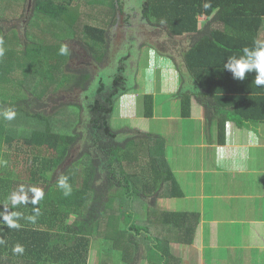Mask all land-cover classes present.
<instances>
[{
	"label": "trees",
	"instance_id": "obj_1",
	"mask_svg": "<svg viewBox=\"0 0 264 264\" xmlns=\"http://www.w3.org/2000/svg\"><path fill=\"white\" fill-rule=\"evenodd\" d=\"M27 1L0 0L1 10L6 14ZM88 1L109 6L116 14L124 12L120 0ZM76 2L30 0L28 21L40 30L49 29L45 23L63 21ZM204 15L207 19L201 23ZM142 19L172 38L194 36L184 52V62L200 91L179 93L183 117H190L193 97L197 98L205 108L208 125L216 126L220 142L225 141L229 122L238 126L264 122V86L255 84L256 74L249 73L241 81L223 69L230 56L241 55L256 40L264 41V0H145ZM1 30L0 111L12 108L16 117L9 121L0 116V211L7 205L9 211L23 216L19 229H10L0 221V239L4 240L0 264H90L93 239L98 234L104 240L101 251L113 249L111 255L106 251L99 254V264H112L119 258L114 254L121 252L119 247L123 249L121 260L126 255L138 262L140 254L134 253L131 245L139 251L143 240L155 237L140 206L148 210L160 197L179 198L184 193L167 162L164 136L131 129L124 131L121 141L123 132L113 127L116 102L128 89L125 65L114 75L112 86L100 83L96 97L87 101L88 116L83 103H62L51 112L39 110L36 106L45 101L50 85L55 83V92L69 85V91L86 90L93 72L89 67L57 70L54 60L63 56L59 43L45 45L37 35H29L31 41L24 42L14 32L16 41L6 46L10 39L3 27ZM83 36L81 42L93 63L108 65L109 49H96L109 43L107 29L86 24ZM75 106L80 113L77 118L71 112ZM144 114L154 115L152 95L144 98ZM42 148L49 153L33 151ZM76 148L80 155L70 161ZM61 174L69 177L73 188L68 197L57 186ZM21 185L41 188L44 199L36 206L29 203L13 209L8 197ZM34 207L41 214L32 223L27 217L34 215ZM160 214L166 225L187 223L186 212ZM128 230L136 235L129 237ZM16 244L24 246L23 253L13 252Z\"/></svg>",
	"mask_w": 264,
	"mask_h": 264
},
{
	"label": "crops",
	"instance_id": "obj_2",
	"mask_svg": "<svg viewBox=\"0 0 264 264\" xmlns=\"http://www.w3.org/2000/svg\"><path fill=\"white\" fill-rule=\"evenodd\" d=\"M206 19L205 15L200 17L201 23ZM170 38L173 41H166L163 52L172 59L174 70L184 72V52L194 36ZM193 83L196 85L189 81ZM140 94L141 113L128 112L135 126L120 131L137 129L164 136L167 162L184 194L158 198L159 205L148 210L140 206L155 237L145 240L147 249L141 244L140 250L145 251L139 253L140 263L125 255L122 260L114 258L112 264H264V122L244 126L229 122L225 141L220 142L216 126L208 125L205 108L197 98L193 97L191 115L185 118L181 109L175 114L171 107L168 111L167 100H161L163 113L158 114L155 94ZM146 95L153 96V117L144 114ZM119 100L112 121L117 110H122L121 102L117 106ZM172 103L180 106L178 100ZM155 119L161 124L153 125ZM163 211L186 212L187 223L181 227L166 225L160 214ZM167 248L169 256L165 254Z\"/></svg>",
	"mask_w": 264,
	"mask_h": 264
},
{
	"label": "rangeland",
	"instance_id": "obj_3",
	"mask_svg": "<svg viewBox=\"0 0 264 264\" xmlns=\"http://www.w3.org/2000/svg\"><path fill=\"white\" fill-rule=\"evenodd\" d=\"M76 1V5L72 7L67 16H64L65 19L63 21H53L51 24L46 22L45 25L49 28L46 30H40L39 26L34 27L30 24V20L28 21L29 15L32 13L30 0H28L27 3H20L21 5L17 4L13 10H10L6 14L1 10L2 4L0 5V43L2 27L5 36L10 39L9 42L5 41L6 43H4V45L6 46L16 41L14 32L17 34V39L19 38L24 42L31 39L29 35H37L41 40L44 39L45 45L50 46L59 43L61 47L67 46L69 49V54L63 55L62 58H55L54 62L57 70L62 69L65 72L66 67L75 70L90 67L93 72L94 76L86 90L74 89L69 91L72 88V86L69 85L67 88L55 92V83L50 85L46 89L45 101L37 106L35 105L37 109L51 112L54 107H58L62 103H83L85 115L88 116L86 110L87 101L96 97L101 82H104L109 87L113 85L114 75L123 64L127 69L128 89L119 96L120 100L117 106H120L121 102L122 110L120 111V108L117 110V116L112 121L113 127L116 130H124L135 126L134 120L130 118L128 112L133 111L134 113H141L143 96L140 93L145 94L152 92L155 94L154 97L157 99L159 105L157 110L158 114L163 113V110L160 108L162 107L161 100L169 101L167 109L169 111L171 107L173 110L171 112L175 114L182 109L179 91L192 90L194 93L200 91L194 83L193 85L196 86V90H193V85L189 84L190 80L193 82V78H189V76L184 74V72L187 73V69H184V72L178 68L174 70L172 59H169V55L163 52L166 48V44H168L166 41H173L169 35H167V32L159 31V29L156 30L155 27H152V25L142 19L145 0H120L124 4V12L121 13L118 11L117 14L109 6L90 3L88 0ZM13 5L14 4H12V6ZM42 21V23H44V20ZM86 24H96L107 29L109 43L104 45V47L97 45L96 49L99 51H102V49L104 51H107V49L110 50V52L108 50V54L110 53L108 56V65L102 66L101 64V66H99L93 63L91 56H89V58L87 57L85 62L82 63L83 58L86 57L88 53L81 42L82 37H84L83 28ZM74 31L76 33H74ZM178 73H180V79H177L179 77ZM60 77L61 76H57V78ZM184 78L186 79L185 81L183 80ZM174 100H178L180 106L174 105L172 103ZM78 110L79 108H76V106L71 108V112L74 113L72 114L76 116V118L77 114H80L77 113L79 112ZM161 122L160 119H155L152 121V124L159 125ZM140 127H142V125H140ZM122 132V135L119 136V140L121 141L125 139L124 131ZM171 144L173 143L171 142ZM79 150V148L74 150V154L70 161H73L77 158V155H80ZM33 151L43 155L49 153V150L45 148L39 149V151ZM140 202H142V204L145 203L143 200H140ZM156 204L158 206L159 201H157ZM104 230L105 229L102 231ZM128 235L132 237L136 235V231L133 230L132 232L128 230ZM98 236L99 237L96 239H93L91 248V261L93 264H99V254H104V251L109 255L113 253V249L110 251V248H103L101 251V245L104 240L100 238L102 237L101 234H98ZM107 243L111 244L108 241ZM119 243L124 247L122 242ZM131 247L134 253H141L147 249L145 240H143L142 243V247L145 249L138 251L136 246L131 245ZM119 249H121V252L115 251L114 254L116 253L115 255L119 256L117 259L120 260V254L123 253V249L120 247ZM119 263L121 262L119 261ZM135 263L140 262L138 261Z\"/></svg>",
	"mask_w": 264,
	"mask_h": 264
},
{
	"label": "clouds",
	"instance_id": "obj_4",
	"mask_svg": "<svg viewBox=\"0 0 264 264\" xmlns=\"http://www.w3.org/2000/svg\"><path fill=\"white\" fill-rule=\"evenodd\" d=\"M61 55L69 54L67 46L60 48ZM3 54V50L0 49V55ZM223 69L230 71L234 79L244 80L247 78L249 73H255V84L257 86H264V41L256 40L252 47H245L242 50V54L239 56H230L224 63ZM0 116L5 120H13L16 117V111L12 108L4 109L0 111ZM6 163V161L2 162ZM57 186L62 191L65 197L72 194L73 188L69 182L67 175H59L57 179ZM45 197V192L39 187H29L25 189L21 185L18 190L12 192L8 200L13 209L19 205H26L31 203L33 206L39 204ZM34 215L28 216L27 219L32 223H35L36 218L41 214L38 207L33 208ZM23 214L19 211H9L8 206H4V210L0 211V221L4 223L10 229H19L22 225L19 223ZM4 240L0 239V244H3ZM14 253H23L24 246L16 244L13 247Z\"/></svg>",
	"mask_w": 264,
	"mask_h": 264
},
{
	"label": "flooded vegetation",
	"instance_id": "obj_5",
	"mask_svg": "<svg viewBox=\"0 0 264 264\" xmlns=\"http://www.w3.org/2000/svg\"><path fill=\"white\" fill-rule=\"evenodd\" d=\"M89 56H90V55L87 53V54H86V57L83 58V62H82V63H84L85 60H86V58H87V57L89 58ZM84 68H88V67H84ZM89 68H90V67H89Z\"/></svg>",
	"mask_w": 264,
	"mask_h": 264
}]
</instances>
